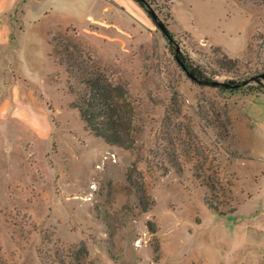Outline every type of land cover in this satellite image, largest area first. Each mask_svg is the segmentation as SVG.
Instances as JSON below:
<instances>
[{
	"label": "rangeland",
	"instance_id": "rangeland-1",
	"mask_svg": "<svg viewBox=\"0 0 264 264\" xmlns=\"http://www.w3.org/2000/svg\"><path fill=\"white\" fill-rule=\"evenodd\" d=\"M159 16L173 39L136 0H20L10 13L0 264H264V128L244 109L264 72V5L172 0ZM38 19L47 58L19 37ZM180 53L218 84L194 80ZM94 76L124 88L133 147L81 117ZM249 101L264 121V100Z\"/></svg>",
	"mask_w": 264,
	"mask_h": 264
},
{
	"label": "trees",
	"instance_id": "trees-1",
	"mask_svg": "<svg viewBox=\"0 0 264 264\" xmlns=\"http://www.w3.org/2000/svg\"><path fill=\"white\" fill-rule=\"evenodd\" d=\"M151 16L153 21L158 25L161 21L159 10L168 7L172 0H136ZM264 5V0H255ZM155 16H153V14ZM167 26V24L165 23ZM168 28V26H167ZM169 36L172 32L169 30ZM224 63L233 67L238 65L237 59L225 56ZM178 59L185 68L186 72L196 81L202 84H213V80L200 66L189 60L188 57L178 54ZM263 73L254 76L252 79L258 80L256 86L248 85L247 94H256L264 92ZM86 84V94L83 102L78 105L81 117L87 126L99 137H102L110 144L121 145L131 148L134 146L133 116L132 108L127 106L125 91L121 85L113 84L107 77L94 76L84 81ZM235 80L226 82L225 88L241 89L244 84L236 86ZM234 87V88H232ZM246 87V86H245ZM129 105V104H128Z\"/></svg>",
	"mask_w": 264,
	"mask_h": 264
},
{
	"label": "crops",
	"instance_id": "crops-1",
	"mask_svg": "<svg viewBox=\"0 0 264 264\" xmlns=\"http://www.w3.org/2000/svg\"><path fill=\"white\" fill-rule=\"evenodd\" d=\"M19 1L20 0H0V46L6 45L11 41L13 22L11 21L9 15L15 10ZM38 21H40V19H38L37 21L29 22V24L23 29V31H21L19 37L21 38V40L25 38H32L34 39V41L39 40L38 42L33 43L35 46V52L47 58V37L45 38V35L43 33L32 34V32L37 29V25H39V23H37ZM244 98H246L248 102V104L246 103V106L244 107L246 113L245 115H248L249 120H251L255 125L259 124L262 126V128H264V121H262V118L260 117L259 110L254 105H250L251 102L249 101V99L253 98H262L264 100V92L256 94H245Z\"/></svg>",
	"mask_w": 264,
	"mask_h": 264
},
{
	"label": "water",
	"instance_id": "water-1",
	"mask_svg": "<svg viewBox=\"0 0 264 264\" xmlns=\"http://www.w3.org/2000/svg\"><path fill=\"white\" fill-rule=\"evenodd\" d=\"M153 14V13H152ZM153 16H155V14H153ZM158 26L165 32V34L167 35V36H169V28H167V26L165 25V23H163V22H161V21H158ZM169 38L170 39H173L172 38V36H169ZM263 78H264V73H263ZM250 82V80L249 81H246V82H244L245 84H247V83H249ZM213 84H218V82L217 81H214L213 82ZM244 84V85H245ZM236 86H240V84H237Z\"/></svg>",
	"mask_w": 264,
	"mask_h": 264
}]
</instances>
